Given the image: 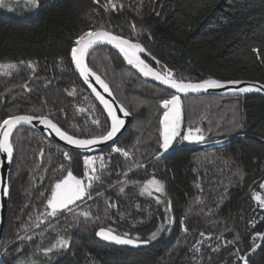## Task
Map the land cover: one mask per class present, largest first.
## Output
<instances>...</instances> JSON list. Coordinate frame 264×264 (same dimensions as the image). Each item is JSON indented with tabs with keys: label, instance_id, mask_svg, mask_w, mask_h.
Instances as JSON below:
<instances>
[{
	"label": "trees",
	"instance_id": "trees-1",
	"mask_svg": "<svg viewBox=\"0 0 264 264\" xmlns=\"http://www.w3.org/2000/svg\"><path fill=\"white\" fill-rule=\"evenodd\" d=\"M115 2L117 9L108 11L107 0L0 4V64L18 65L7 74L0 70V122L9 115H47L77 138L102 134L109 120L70 59L75 38L101 25L141 43L160 63L147 61L160 70L166 66L178 80L264 84V0ZM87 63L109 84L131 123L114 145L92 155L102 157L104 167L98 163L89 172L100 177L89 189L91 198L57 216L47 214L51 188L68 170L87 183L85 155L29 128L14 132L0 264H243L241 257L261 240L256 233H264V97L181 98V132L198 127L205 139L186 145L177 138L163 152L160 101L173 93L144 81L110 48L94 49ZM153 178L165 192L142 194ZM101 227L141 239L161 230L147 246L132 249L100 242ZM60 237L69 246L45 256L43 249ZM246 261L264 264V237Z\"/></svg>",
	"mask_w": 264,
	"mask_h": 264
},
{
	"label": "snow or ice",
	"instance_id": "snow-or-ice-1",
	"mask_svg": "<svg viewBox=\"0 0 264 264\" xmlns=\"http://www.w3.org/2000/svg\"><path fill=\"white\" fill-rule=\"evenodd\" d=\"M33 7L38 6V0H30ZM98 3L99 0H96ZM4 0H0V4H3ZM106 11L116 10L117 3L115 0H107V3L103 5ZM120 8L123 5L119 6ZM112 45L118 49L119 53L123 54L124 59L129 65L134 66L143 76L152 77L157 81H160L163 85L169 86L171 89H174L177 94L171 95L169 99H163L160 101V104L163 111L162 119L160 120L161 132L160 136L162 137V143H160V148L163 151H168L172 146L174 141L177 138H180L182 141L189 142H201L205 139L204 135L201 132L200 128L189 127L185 132H181L182 125V103L181 95L179 94H188L190 92H200L207 91L209 89L217 88H228V91L231 93H246L251 91H262L264 90V84L254 83L246 87H235L242 84L240 80H220L214 78L203 79L199 82L188 81L185 82L184 79H175L172 70L167 69L164 72H161L148 63L145 59H142L141 54L145 53L147 50L139 42H133L131 39L124 38L120 35L113 34L110 30H105L104 26L101 25L99 28L93 30L89 28L87 31H83L79 34L74 42L73 46L70 48V59L74 64L75 69L78 70L79 75L83 77L84 82L89 83L91 87L92 78H94L95 83L98 84L105 93H107L112 99H106L104 95H101L95 87H92V92L95 94L96 98L99 100L100 104L103 106V110L107 112V118H110V125L107 126L106 130L96 136L91 138L80 139L74 135H70L68 132L63 131L57 123H54L52 119H49L47 115H9L7 118L3 119L0 122V153L6 154V157L9 161L13 158L14 145L11 137L13 136L14 130L23 124L31 125L34 121H37L39 124L44 125L51 132H54L61 140H64L69 145H75L82 149H87L93 146H99L102 143L113 141L117 137L118 133L121 132V129L125 125V119L121 118L117 112H122L124 117L130 115V113L115 100L109 85L101 78L100 75H97L96 72L88 66L87 57L90 54L95 46L101 44ZM254 52L259 55L258 49H253ZM151 55V53H148ZM157 64L160 62L156 60L155 57H152ZM19 63H25L20 61ZM28 66L31 68L33 64L31 61H28ZM17 63L9 62L7 64H0V70H4L5 73H8V70L16 69ZM166 68V66H165ZM27 87V85H24ZM118 105V107H117ZM82 110V109H81ZM93 123L99 124L98 120H94ZM112 151L115 153H120L123 156H129V152L122 147H112ZM161 153H158L159 156ZM66 159H71L69 153L65 152L63 154ZM101 161V168L104 167L103 158H99ZM85 173L84 176L87 178V183L84 179L78 178L73 175L71 170L67 171L62 179H58L56 183L51 188V195L47 198V208L50 209L48 215L57 216L62 210L68 209L71 211V206L75 205L77 201L84 199L85 197L91 198L89 189L92 187L93 181L99 180L98 175H89V172L95 173L93 165V157L85 156L84 157ZM261 188H264V184L260 185ZM123 188L120 189L123 192ZM153 190L156 193H164L165 185L162 181L158 179H151L147 181L142 189V194H147L151 196ZM4 195L9 194L7 186L3 188ZM43 195V193H41ZM157 202H160L159 196H157ZM259 199V198H258ZM260 206L264 207V200H260ZM171 208V202H168V209ZM85 216L90 215V213L85 212ZM27 226V225H25ZM163 228V225H161ZM161 228H158L156 231L150 234L149 239H141L140 237L129 238L127 234L117 235L110 228L101 227L96 232V235L103 240L115 242L116 244L121 245H133L138 246L139 244H147L150 240H155L158 236ZM187 231V229H184ZM203 235V233H201ZM262 234L257 232L256 236H261ZM30 239V237H29ZM199 243V242H198ZM69 246V241L63 237H60L56 243L52 244L50 247L43 249L45 256L53 252V249H63ZM19 251V250H18ZM242 260L247 261L244 257H241ZM23 264V262H20ZM36 264V262H33Z\"/></svg>",
	"mask_w": 264,
	"mask_h": 264
},
{
	"label": "water",
	"instance_id": "water-1",
	"mask_svg": "<svg viewBox=\"0 0 264 264\" xmlns=\"http://www.w3.org/2000/svg\"><path fill=\"white\" fill-rule=\"evenodd\" d=\"M99 47H106V48L112 49L122 59L124 65L128 69H130L133 72H135L144 81L150 82V83H152V84H154V85H156L158 87L164 88V89L172 92L173 94H177L174 89H171L169 86L163 85L160 81H157V80H155L152 77H145V76H143L134 66L129 65L127 63V61L124 59L123 54L122 53H119L118 49H116L112 45H108V44L105 43V44H101V45L95 46L92 50H90V53L94 49L99 48ZM88 57H87V60H88ZM141 57H142V59H145L146 63H148L151 67H153V68H155V69H157V70H159L161 72H164L167 69H169V68L166 67V68H164V70H160L157 67L152 66L147 60H150V61L154 62L155 64H157V63H156V61H154L152 59V56L151 55H148V52L147 51L145 53H142L141 54ZM72 66H73L76 74L78 75L79 79L81 80V82L84 84V86L87 88V90L90 92V94L94 97V99L98 102V104L100 105V107L103 109V106L100 104L99 100L96 98L95 94L92 92V87H95L97 89V91H99L101 93V95H104L105 96L106 99H112V97H110L107 93H105L103 91V89L98 84L95 83L94 78H92L91 87H90L89 86V83L84 82L83 77H81L79 75V72H78V70L75 69V66H74L73 63H72ZM173 74H174V72H173ZM237 80H240L243 83L240 84V85H237L235 87H246V86H249L250 84L257 83L256 81H250V80H243V79H237ZM185 82H188V81H185ZM192 82H194V81H192ZM195 82H199V81H195ZM258 83H260V82H258ZM260 84H262V83H260ZM110 90H111V88H110ZM111 92H112V90H111ZM179 95H181V98H187V97H192V96H205V95H215V96H220V97L260 95V96H263L264 97V90H262V91H251V92H246V93H238V94H235V93L229 92L228 91V88L226 87V88L209 89L207 91H200V92H190L188 94H179ZM115 100L117 101L116 98H115ZM117 107H118V105H117ZM103 111L105 112V114L107 116V112L105 110H103ZM117 114L119 116H121V118H124L125 119V125L121 129V132L118 133L117 137H115L113 141L105 142V143L100 144L99 146H93V147H90V148H87V149H82V148H79V147H77L75 145H69V144H67L66 141L61 140L58 136H56V134L54 132H51L44 125L39 124L37 121H34L33 124H31V125L23 124L22 126H19L16 130H18L19 128H22V127L32 129V130L40 133L42 136H44L45 138H47L49 141H51V142H53V143L61 146L62 148L66 149L68 151L76 152V153H79V154H82V155H85V156H92V155L101 153L105 149H107V148L111 147L112 145H114L117 142V140L123 135V133L127 130L128 126L130 125L131 120H132L131 115H129L127 117H124L123 116V113L122 112H119V111L117 112ZM21 115H23V114H21ZM108 120H109V125H110V118H108ZM16 130H14V132ZM184 143L186 145H193V144H197L199 142L184 141ZM12 163H13V158H12L11 161H9L7 159V157H6V154L0 153V251H1V247H2V242H3V238H4V234H5V228H6V222H7L8 204H9V198H10V184H9V180H10V173H11ZM4 186H7L8 187V190H9V194L8 195H4V192H3ZM96 237H97V239L100 242H102L104 244H107V245H110V246L125 247V248H132V249H138V248H142V247L147 246V244H139L138 246L121 245V244H116L115 242L103 240L102 238L98 237L97 235H96ZM263 237H264V233L261 236V240L258 242V244H256L254 246V248L252 249V251L249 252V253H247L245 255V257H244L245 259L253 256L258 251V249H259V247H260V245L262 243ZM243 264H245V260H243Z\"/></svg>",
	"mask_w": 264,
	"mask_h": 264
},
{
	"label": "rangeland",
	"instance_id": "rangeland-1",
	"mask_svg": "<svg viewBox=\"0 0 264 264\" xmlns=\"http://www.w3.org/2000/svg\"><path fill=\"white\" fill-rule=\"evenodd\" d=\"M11 1H12V2H18L19 4H17V5H21V6H26L27 4L30 3V0H4V3H6L5 6H8V7L12 8L11 5L9 4ZM15 5H16V4H15ZM162 116H163V115H162ZM161 119H162V118H161ZM161 143H162V137H161ZM163 152H165V151H163ZM90 157H92V156H90ZM99 158H102V157H100V156H98V157L93 156V165H92L93 168H94L98 163H101V161H100Z\"/></svg>",
	"mask_w": 264,
	"mask_h": 264
},
{
	"label": "bare ground",
	"instance_id": "bare-ground-1",
	"mask_svg": "<svg viewBox=\"0 0 264 264\" xmlns=\"http://www.w3.org/2000/svg\"><path fill=\"white\" fill-rule=\"evenodd\" d=\"M207 96V95H206ZM197 97V96H196ZM106 245V244H105Z\"/></svg>",
	"mask_w": 264,
	"mask_h": 264
}]
</instances>
